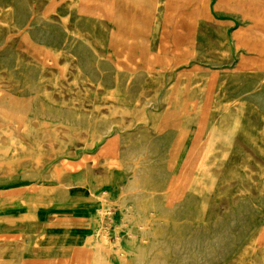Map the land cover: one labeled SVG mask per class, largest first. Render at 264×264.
<instances>
[{
    "label": "rangeland",
    "instance_id": "rangeland-1",
    "mask_svg": "<svg viewBox=\"0 0 264 264\" xmlns=\"http://www.w3.org/2000/svg\"><path fill=\"white\" fill-rule=\"evenodd\" d=\"M169 1L171 6L182 2ZM205 1L211 18L198 22L193 43L184 47L183 31L174 32L178 16L167 12L165 0H156L149 46L167 64L155 76L141 64L131 72L118 69L108 21L90 14L92 3L103 2L112 11L126 9L134 15V7L145 0H0V102L29 101L18 128L0 116V264H86L105 226L98 212L102 190L109 192L112 218L103 243L107 264H142L160 228L154 224L141 231L133 221L122 225L127 207L119 202L132 172L126 155L133 140L155 135L156 119L168 99L187 145L199 143L196 155L211 128L221 129L225 137L210 153L218 176L211 191L204 189L199 198L213 220L206 225L196 219L184 222L183 236L170 227L154 245L171 235V241L180 239L179 254L184 255L196 236L203 241L215 231L220 250L213 264H264V244L252 242L264 224V64L248 66L245 50L237 45L235 34L248 27V19L240 21L238 13L216 8L217 0ZM203 114L207 127L197 136ZM224 200L227 208L219 212Z\"/></svg>",
    "mask_w": 264,
    "mask_h": 264
},
{
    "label": "bare ground",
    "instance_id": "bare-ground-1",
    "mask_svg": "<svg viewBox=\"0 0 264 264\" xmlns=\"http://www.w3.org/2000/svg\"><path fill=\"white\" fill-rule=\"evenodd\" d=\"M165 2H166V10H167V12L170 11L169 12L170 15L175 13L178 16V19L176 20L175 31L174 32L179 33L180 31H183V35L182 36L184 38V44H185L184 47H188L189 45H191L193 43V39L195 37V31H196V29L198 27V22L201 21V20H204L205 22H208L210 20V18H211L210 7L208 6V4L206 3L205 0H182V2L179 1L178 4H176L175 6L169 5L170 4L169 0H165ZM89 3H91V2H89ZM224 4L229 5V7H227V8L226 7H222V5H224ZM92 5H94V9L90 12V14L92 16H94L95 18L99 19V20H107L109 25H110V28H108V29H110V44H111L110 51H111L112 55L114 56V58L117 60V61L116 60L115 61H116V67L118 69L124 70L126 72H131L135 68L136 65L141 64L148 75H155L159 68H163L167 64L166 63L167 62L166 58L161 57L157 53H153L150 50V46H149L148 38H149V34H150V22H151V18L153 16V14H154V11L156 9V0H145V3H137V5H138L137 7L133 6L134 8H137L136 11L134 12V15L131 14L129 12V10L127 11L126 9H119V10L117 9V10H113L112 11V9L109 7V5L107 3H103V2H100V3H97V4H93L92 3ZM215 7L216 8H221V9L227 11V12L238 13V15L235 18H237L240 21H245V19H248V22H249L248 27L247 28H243L242 27L235 34V37L237 39V45L241 46L245 50V53L247 54V56H245L244 59L246 60V63L248 64V66H250V67L255 66V67L262 68L263 64H264V0H217ZM42 10H43V8H42ZM211 10H212V8H211ZM40 20H41V18H40ZM41 21H44V20L42 19ZM37 22H39V21H37ZM54 25H56V24H54ZM162 27H163V25H162ZM70 29H68V30H70ZM34 32H32V33H34ZM45 34L46 33H44L43 35H45ZM201 34H203V33H201ZM51 35H52V33H51ZM35 36H37L36 33H35ZM35 36H34V38H35ZM35 39H37V37ZM44 39H45V36H44ZM39 40H40V38H39ZM8 43H10V42H8ZM83 43L84 42H82V44ZM177 44H179L178 41H177ZM178 47L180 48V44L178 45ZM99 53L102 54V52H99ZM103 54H105V53H103ZM227 68H229V67H227ZM47 70H48V68H47ZM260 75H262V74H260ZM240 78H242V77L240 76ZM252 79L253 78H251L250 80H252ZM67 81H68V79H67ZM4 85H7V84H4ZM85 85H87V84H85ZM259 86H260V84H259ZM135 87H136V85H135ZM89 89H91V88L89 87ZM248 89H249V87H248ZM73 92L75 93V91H73ZM73 92H71V93H73ZM81 96H80V99H81ZM234 96H236V95H234ZM245 96H246V94H245ZM74 98H75V96H74ZM54 100L56 101L55 98H54ZM87 100H89V98ZM207 100H209V99L206 98L205 101H207ZM64 101H65V99H64ZM248 101H250V100H248ZM170 103H171L170 99L166 100V102L164 103L165 109L163 110L164 111L163 114L158 116L157 119H156L157 120V123H156L157 127H156L155 135H151V134L148 133L149 135L145 134V135H147L145 137H140V139L137 138L135 141L133 140V142L131 141L132 143L130 145L129 152L126 155V159L128 161L129 170H131L132 172L130 174V178L128 179L127 185L122 190V195H121L120 202H119L120 206H126L127 207L126 208L127 209L126 213H124V215L122 217L123 218L122 225L125 226L128 222H132L133 221L134 223L138 224V227H139V229H141V231H145L146 229L150 228L154 224L159 226V228H160L159 232L158 233H156V232L153 233V236H152V244L153 245H152V247L150 248V250H148L146 253H144V255L142 257V260H141L142 264H199V262H201V261H203L204 264H213L214 259L216 258V255H218L217 253L220 250V241H219L218 235L216 234L215 231H211L210 235L207 233L209 235V237L206 234L208 238H206L203 241L201 240L202 238L200 239L198 236H196V237L193 236V238L194 237L195 238H194L193 241L191 240L192 241L191 245L189 244L191 246V249L187 245L188 248L190 249V252L187 253V251L189 249H185L184 248V250H186V253L184 255L179 254V252H180L179 251L180 239H179V241H177L178 239L174 240V241H171L170 240V236L171 235L165 241H163L161 243H156V245H154L155 242H159V241H157L159 239L158 236L159 235L160 236L161 235L165 236V234H164L165 230L170 228V227L178 228L177 231H178L179 235L183 236L184 235V230H182V226H183L184 222L191 221L192 219H196L197 222H198V225H200V224L201 225H206L209 221L213 220V215L211 214V212L210 213H207V212L205 213L202 210V208L200 207L199 198L203 195V190L204 189L206 191H211V189L213 187V184H214V181H215V179L218 176V173H219L218 169L216 168V166H214V164L212 165V161L210 162V158H211L210 153L212 152V149L214 147L215 142L217 140H220V139L225 137V135H224V133H223V131L221 129L211 128L210 130H208L209 135L207 137L206 144L203 145V147L200 149L199 153L196 155V153L198 151L197 147L199 146L198 145L199 143L193 142V143H191V145H187L188 143H187L186 132L179 125L178 118H177L176 114L168 109V106H169ZM86 104H88V103H86ZM128 104H130V103H128ZM257 107H258V105H257ZM259 108H260V106H259ZM28 110H29V101H27V100L13 101V102L9 103V106L4 104V102H2V101L0 102V116L2 118L11 119L13 121V123L16 125L17 128H18V126L21 123V119L28 112ZM133 113H135V112H133ZM128 119H127V121H128ZM139 121H140V119H139ZM199 123L198 124L200 125V128H199V130L197 132V136H199L202 133V131L207 127V117L204 114L200 117ZM254 125H255V123H254ZM63 132H65V130ZM63 132H61V133H63ZM72 133H74V132H72ZM135 133H139V132H135ZM192 133H193V131H192ZM25 136H27V135H25ZM39 136H40V134H39ZM60 137H61V135H60ZM85 138H87V137H85ZM79 140H83V139L79 138ZM27 142H29V141H27ZM52 143H53V140H52V142L50 144H52ZM86 143H88V142H86ZM27 145H29V144H27ZM89 145H90V143H89ZM109 149H112V148H109ZM47 150H49V148ZM67 152H69V151H67ZM73 154L74 153H72V155ZM103 155H105V154H103ZM249 156H250V154H249ZM230 158L231 157H229V159ZM82 161H80V162H82ZM27 163H29V161ZM255 163H258V162H255ZM7 168H9V167H7ZM32 168H33V166H32ZM69 169H71V168H69ZM101 171H103V170H101ZM96 172L97 171H95V173ZM98 174H100V173H98ZM102 175H103V173H102ZM257 177H258V175H257ZM97 180H99V179H97ZM253 181H255V180H253ZM98 185H99V183H98ZM100 186H101V184H100ZM246 190H249V189H246ZM258 190H260V189H258ZM108 193H109L108 190H102L101 191L100 200L98 199L99 201H101V204H102L101 205V209H99L98 212H99V215L101 217L102 222H105V224H104L105 226H104V230L102 232H100V238L98 239V243L96 244L94 254H93V256L90 259L87 260L86 264H107L106 256H105V253H104V250H103V248H104L103 247V243L106 241L107 231L109 230V227H110V225L112 223V218L110 217V215H111V213H110L111 212V209H110L111 204H110V201L108 199L109 198V194ZM221 193H223V192H221ZM242 200H239V201H242ZM262 200L263 199H261V201ZM227 201L228 200H224L223 202L221 201V206H220L221 209L219 210V212L220 211L222 212L223 210H225L227 208ZM238 204H240V203H238ZM249 204H251V203H249ZM55 205H57V204H55ZM241 209H244V208H241ZM247 209H249V208L247 207ZM251 209H252V206H251ZM242 211H244V210H241V212ZM249 213H250V211H249ZM223 215H224V213H223ZM254 215H253V217H254ZM221 216H222V214H221ZM106 217H107V220H106ZM255 220H256V218H255ZM260 221H262V220H260ZM223 224H225V223H223ZM227 224L229 225L230 223H227ZM256 224H257V222H256ZM216 226L217 225H215V227ZM244 226H245V224H244ZM210 227L211 226L209 225V228ZM203 228H205V227H203ZM217 229H215V230H217ZM240 229H242V228H240ZM225 230H227V229H225ZM229 231H230V229H229ZM207 232H209V230H207ZM238 232H239V230H238ZM238 232H236V233H238ZM178 233H177V235H178ZM205 233L203 235H205ZM222 233H224V232H222ZM232 234H234V233H232ZM246 234H247V232H246ZM192 235H193V233H192ZM195 235H196V233H195ZM203 235L201 234V236H203ZM253 235H254V233H253ZM10 236H13V235H10ZM21 236H23V235H21ZM222 238H224V237H222ZM239 238H241V237H239ZM189 239H191V237ZM9 241H11V240H9ZM239 241H240V239H239ZM188 242L186 241L187 244H188ZM252 242H255V243H258V244H264V224L262 225L261 229L257 231V233L254 236V239H253ZM18 245H19V243H18ZM239 245H240V243H239ZM1 247H2V245H1ZM248 248H251V247H248ZM234 249H233V251H234ZM258 252H259V250H258ZM228 255H230V254L228 253ZM243 257H245V256H243ZM243 257H242V259H243ZM122 260H121V262H122ZM42 262H44V261H42ZM62 262H63V260H62ZM71 262H72V260H71ZM238 263H240V262H238ZM124 264H125V262H124ZM244 264H245V261H244Z\"/></svg>",
    "mask_w": 264,
    "mask_h": 264
}]
</instances>
